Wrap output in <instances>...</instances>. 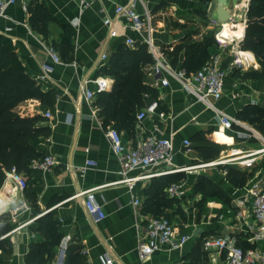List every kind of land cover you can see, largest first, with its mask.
Listing matches in <instances>:
<instances>
[{
	"label": "crops",
	"instance_id": "obj_1",
	"mask_svg": "<svg viewBox=\"0 0 264 264\" xmlns=\"http://www.w3.org/2000/svg\"><path fill=\"white\" fill-rule=\"evenodd\" d=\"M44 1L56 17V20L49 23L48 37L32 28L30 12L23 6L22 0H17L8 7L6 17H0V34L12 40L27 72L41 83L43 90L54 89L57 92L53 107L43 105L39 99H30L19 104L18 109L22 114L31 115L43 114L47 110L52 112V116L42 122L52 130L49 136L41 140L40 150L44 155L56 156L59 163L47 172L33 169L27 173L28 189L35 198L34 202L28 192L16 189L13 185H2L0 188V215L5 214L7 222L12 225L10 231L0 236V240L9 237L14 244L12 252L0 251V264H40L39 250L33 244L44 241L45 236L36 231L37 219L51 211L60 222L62 238L56 246V257L47 264H64L67 247L73 239L80 240L84 245L89 264H104L106 255L114 259L113 264H191L199 247L202 248V254L197 264H208L201 245V236L224 232L225 225L232 221V211L240 208L238 202L249 200L248 188L251 182L257 179L264 185V153L257 156L252 167L232 164L251 172L249 181L243 187H235L230 183L226 168L229 164L203 165L194 167L191 171L159 172L175 167L206 164L223 157L235 147L245 150L262 147L263 143L255 137L240 139L236 135L237 130L245 129L243 125L254 127L238 118L239 110L253 103V100L259 103L264 94L259 82L244 76L249 70L260 68L255 54L240 48V42L245 35L250 0H226L224 6L231 13L228 21L233 25L232 31L239 30L240 23H243L244 30L241 37L235 35L233 42L225 46L221 45L217 35L224 28L216 11L218 0H213L208 5L202 4L201 0L137 1L139 12L151 10L155 42L163 53L164 46H174L189 38L194 43L213 39V44L209 47L210 58L215 54L222 55L223 66L229 68L225 77L224 95L216 104L240 119L243 125L236 123L233 129L224 128L215 112L186 93L177 80L171 78L169 85L162 86L157 77L150 73L151 65L146 66V82L159 89L157 99L146 95V105L157 101L156 113L139 121L137 112L140 108L136 112L134 126H127V121L123 119L117 124V129L122 133L128 147H136L145 137L155 134L171 138L174 151L172 163L152 167L148 172L156 174L139 180L133 189L123 182H116L122 178L121 164L107 135L108 128L112 126L105 127L99 115L98 94L89 102L80 89L84 77L99 76V68L107 64L109 57L121 43L126 42V35L136 40L140 38L138 32L126 30L121 20L114 22L120 36L112 38L108 26L103 22L105 15L115 17L116 3L128 4L133 0H91L90 5L85 8H82L78 0ZM66 39L73 49L74 59L70 61L65 57L68 53ZM41 41L55 45L63 62L54 63L42 47ZM103 52L107 53V59L102 57ZM164 55L171 63L169 57L165 53ZM236 58L239 64L230 68V63ZM45 62L53 66V70L47 74L42 69ZM103 76L111 79L110 91L115 80L110 75ZM262 101L264 103V98ZM201 131L205 133L207 140L224 145L220 154L210 161H206L197 148L203 141L193 138ZM186 138L193 142L189 151L183 144ZM87 159L97 161V165L87 169L84 174L76 171ZM139 173L140 170H134L130 175ZM175 173L183 175L174 182L182 183L185 196H170L168 186L165 189L166 197L175 199V202L168 205L158 201L153 207L163 211L162 215H168L179 233L192 235L183 246L157 251L142 261L137 251L138 240L145 231L148 218L154 216L144 210L148 200V188L154 178ZM200 174L209 175L224 187L231 199L226 201L209 197L200 206L198 202L203 195L194 189ZM97 185H104L96 191V198L106 214L101 220L93 219L87 211L85 196L77 195ZM136 198L142 201L139 205L134 203ZM24 202L28 208L13 212L15 207ZM242 208L247 210V204L242 205ZM218 213H223L224 218L216 217ZM235 234L243 246L253 245L247 241L243 232L237 231ZM259 245L264 249V243Z\"/></svg>",
	"mask_w": 264,
	"mask_h": 264
},
{
	"label": "trees",
	"instance_id": "obj_2",
	"mask_svg": "<svg viewBox=\"0 0 264 264\" xmlns=\"http://www.w3.org/2000/svg\"><path fill=\"white\" fill-rule=\"evenodd\" d=\"M212 1L201 0L204 5ZM28 10L32 28L44 37H48L49 23L56 20V17L51 13L45 1L30 0ZM223 24L224 28L219 34L221 39L232 41L235 35L240 37L243 35V23L238 25L239 30L237 31H232L229 21H224ZM67 41L66 39L68 53L65 57L70 61L74 59V55L71 44ZM212 44V38L199 43H194L189 38L174 46H164L163 51L171 60L173 67L186 69L190 73L200 69L209 60L211 55L209 47ZM240 48L253 52L260 64L259 69H251L244 76L259 82L261 89L264 90V0L249 1L245 35L240 42ZM154 62L155 58L148 44L137 40L134 45L127 42L121 43L109 57L107 64L99 68L98 75H110L115 80L110 91L98 93L99 115L105 127L111 125L117 128V124L123 119L127 121V126L131 124L134 126L136 112L146 105V95L158 98L159 89L145 80V67ZM56 97V90H43L41 83L27 72L12 40L0 34V188L7 170L16 167L27 175L35 169L32 167L33 160L45 156L40 150V142L44 137L49 136L52 130L49 125L42 124L46 120L43 114H22L18 109L19 104L30 99H39L43 105L53 107ZM237 115L238 118L250 123L264 134L263 101L247 104L239 110ZM193 138L203 141L197 148L206 161L216 158L224 147L221 143L207 140L202 131ZM226 168L227 177L235 187L245 186L251 177L250 171L236 165L229 164ZM182 176L180 173H175L154 178L147 191L148 200L144 206L145 212L154 216L162 215L163 211L153 205H156L158 201L172 205L175 199L167 198L165 189ZM28 188L29 185L25 191L34 202L35 198ZM194 189L203 195L198 202L200 206H203L209 197L226 201L231 199L227 190L207 174L198 176ZM37 222L36 231L45 236V240L33 245L39 250L40 264H47L56 257V246L62 238L59 231L60 222L53 211L40 216ZM11 228L12 225L7 222L6 215H0V236L10 231ZM204 237V235L201 236L202 241ZM13 249L14 244L9 237L0 240V251L12 252ZM201 254L202 248L199 247L191 264H197ZM64 264H89L84 245L80 240L73 239L69 243Z\"/></svg>",
	"mask_w": 264,
	"mask_h": 264
},
{
	"label": "built area",
	"instance_id": "obj_3",
	"mask_svg": "<svg viewBox=\"0 0 264 264\" xmlns=\"http://www.w3.org/2000/svg\"><path fill=\"white\" fill-rule=\"evenodd\" d=\"M17 0H0V17H6L8 7ZM82 8L90 5L91 0H78ZM138 0H133L128 4H115V17L105 15L103 22L109 28L110 37H118L120 33L114 26V22L121 20L126 30L138 32L141 42L148 44L149 50L154 55L155 62L150 66V73L157 77L160 85L167 86L170 79L177 80L186 93L196 98L198 102L215 112L219 123L226 129H233L236 123L243 125L242 121L230 114L226 109L217 106L216 101L222 98L225 89V77L227 70L223 66L222 55H213L200 69L194 72H187L186 69L175 68L156 44L154 38L155 27L153 25V14L151 10L145 9L143 12L137 10ZM23 6L27 9L28 3L22 0ZM220 37L219 33L217 34ZM222 46L228 45L233 41L225 42L219 38ZM128 44L134 45L137 41L132 36L126 35ZM42 47L51 57L54 63H61L63 59L58 50L51 44L41 41ZM237 49V48H236ZM102 57L108 58L107 53L103 52ZM238 58L230 63L231 67H237ZM43 71L47 74L53 70L51 63L42 64ZM112 86L111 79L99 75L96 77H84L80 89L87 101L91 102L98 93L108 91ZM253 103L257 102L255 100ZM158 102L153 101L137 112V119L144 120L148 115L156 113ZM46 118L52 116L50 110L44 111ZM245 129L236 131L240 139L255 137L263 145L258 149L232 148L223 157L213 160L206 164L187 167H175L174 169L159 172H172L189 170L203 165L236 164L245 168L252 167L257 160V156L264 153V135L250 125H243ZM107 135L111 142L113 152L118 157L121 164L120 174L122 178L116 182H123L133 189L141 179L152 177L156 173H149L152 167L160 164H170L173 159L174 143L171 138L150 134L138 143L136 147H128L122 133L115 127H109ZM184 146L189 151L193 145L191 139L183 141ZM59 160L53 154H46L43 158L35 159L32 167L41 171H50ZM97 161L87 159L83 165L77 167L78 172L85 173L87 169L95 167ZM134 170H140L137 175H130ZM3 185H13L16 189L25 190L28 187V178L16 167L6 171ZM104 185H97L87 190L79 192L77 195L85 196V205L88 213L94 220H101L106 217L101 203L96 198V191ZM172 197L183 198L186 191L180 182H173L167 188ZM249 200L238 202L240 208L232 211V221L225 225V230L221 234L205 236L202 245L203 251L208 258V264H264V249L259 245L264 243V185L261 180H253L248 188ZM142 201L138 198L134 203L139 205ZM247 204V210H243L242 205ZM28 208L27 203L15 207L13 212L21 208ZM230 212V211H229ZM216 217L224 218L223 213L216 214ZM243 232L247 236V241L251 246H243L239 243L235 233ZM192 233H179L174 223L165 215L151 216L145 225V231L140 235L137 245L138 256L144 261L157 251L164 249H176L183 246L191 237ZM104 257V264H113L112 257ZM204 264V263H199Z\"/></svg>",
	"mask_w": 264,
	"mask_h": 264
},
{
	"label": "water",
	"instance_id": "obj_4",
	"mask_svg": "<svg viewBox=\"0 0 264 264\" xmlns=\"http://www.w3.org/2000/svg\"><path fill=\"white\" fill-rule=\"evenodd\" d=\"M225 2L226 0H218L217 10H216L218 13L219 20L223 22L231 19L230 10L224 6Z\"/></svg>",
	"mask_w": 264,
	"mask_h": 264
},
{
	"label": "rangeland",
	"instance_id": "obj_5",
	"mask_svg": "<svg viewBox=\"0 0 264 264\" xmlns=\"http://www.w3.org/2000/svg\"><path fill=\"white\" fill-rule=\"evenodd\" d=\"M237 20H240L239 18ZM230 27L233 28V25L229 22ZM226 43L229 42L228 40L225 41ZM262 98H264V94H262V96L260 97V102L262 100Z\"/></svg>",
	"mask_w": 264,
	"mask_h": 264
},
{
	"label": "bare ground",
	"instance_id": "obj_6",
	"mask_svg": "<svg viewBox=\"0 0 264 264\" xmlns=\"http://www.w3.org/2000/svg\"><path fill=\"white\" fill-rule=\"evenodd\" d=\"M4 205V204H3ZM2 206V205H1Z\"/></svg>",
	"mask_w": 264,
	"mask_h": 264
}]
</instances>
